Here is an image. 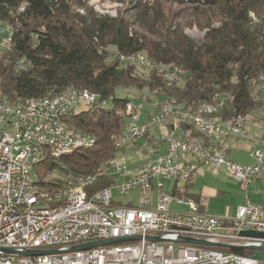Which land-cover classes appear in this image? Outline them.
Returning <instances> with one entry per match:
<instances>
[{"label":"built area","instance_id":"1","mask_svg":"<svg viewBox=\"0 0 264 264\" xmlns=\"http://www.w3.org/2000/svg\"><path fill=\"white\" fill-rule=\"evenodd\" d=\"M13 33L11 24L0 23V49L13 47ZM18 62L23 68L25 58ZM140 62L147 59L139 58ZM155 66L156 63H149V67ZM168 79L178 80V70L168 74ZM254 88L264 94L262 88ZM108 101L97 92L72 85L43 97L11 100L0 94V248L62 250L36 256L0 251V264H264L254 254L222 249L233 248L176 240L182 234L231 245L260 243L264 238L241 232L264 233L263 204L248 199L238 206L233 218L219 217L202 211L198 201L187 194L185 185H175L171 191L164 183L172 180L187 184L193 173L205 166L215 172L225 167L244 190L251 181L264 178V138L250 152L254 163L227 159L234 133H248L245 115L249 113H237L226 126L191 118L208 124L217 136L216 144H200L188 142L181 132L170 131V127L159 122L161 112H148L145 123L154 122V130H158L150 135L166 142V152L136 170L127 163L115 162L118 173L112 174L109 185L99 186L101 180L86 184L85 174L66 173L58 186L40 187L34 170L37 164L48 157L58 158L83 149L82 131L69 122L79 113L77 106L105 108ZM226 101L219 100V106H225ZM139 109L142 101H132V110L124 108L120 117H133L134 123ZM125 136L121 135L122 140L113 137L114 146L122 145ZM188 157L194 161H187ZM56 171L54 168L51 173ZM133 190H138L135 203L122 204L115 199L117 192L123 195ZM173 202L186 209L172 210ZM128 235L142 238L64 250ZM146 235H159L164 240L150 241ZM168 241V246L161 244Z\"/></svg>","mask_w":264,"mask_h":264},{"label":"trees","instance_id":"2","mask_svg":"<svg viewBox=\"0 0 264 264\" xmlns=\"http://www.w3.org/2000/svg\"><path fill=\"white\" fill-rule=\"evenodd\" d=\"M128 1L131 5L126 13L135 17L132 20L120 13L101 14L87 6L86 0H0V23L11 24L14 31L13 47L0 49L1 95L11 100L43 97L72 85L113 99L109 107L85 108L69 118L76 129L94 135L96 143L37 164L42 188L56 187L62 181L46 180L54 168L65 174H86L117 157L113 137L115 140L124 130L126 121L120 112L131 102L129 97H117L119 89H147L159 101L176 98L184 107H194L222 93L227 98L221 114L224 119L249 113L245 117L250 120L253 112H264V94L254 88L264 83V0ZM165 3L192 8L197 24L207 29L202 42L193 40L180 23L170 20ZM204 15L206 20H200ZM135 51H142L159 66L182 68L184 84L169 87L157 71L145 77L135 64L120 61L121 53L125 56ZM23 58L25 65L20 68L18 61ZM148 100L151 102L150 96ZM110 183L105 178L99 186Z\"/></svg>","mask_w":264,"mask_h":264},{"label":"rangeland","instance_id":"3","mask_svg":"<svg viewBox=\"0 0 264 264\" xmlns=\"http://www.w3.org/2000/svg\"><path fill=\"white\" fill-rule=\"evenodd\" d=\"M86 3H87V6H90L91 8L93 7L97 12H99L101 14L107 13L111 16H117L120 13L124 17L128 18L129 20H132L135 18L133 16L131 17V15L126 13V9L129 8V6L131 5V4H129L130 2L128 0H126L125 2H122V1L114 2L112 0H86ZM164 7H165L164 9H165L166 15H168V17L170 18L171 21L173 19L174 22L180 23L185 30V34L190 36L193 40L197 41L198 43L203 41L207 29L200 27V25L197 24V22H198V21L196 22L197 14L194 15V12L189 5H186V4L180 5V4H176V3H171V4L165 3ZM211 13H212V11H211ZM213 15H214L216 20L220 19L219 17L215 16V14H213ZM202 17H204V18H202ZM202 17L200 20L205 21L206 20L205 15ZM215 24H218V22L216 21ZM162 28H164V27H161V28L159 27L158 29L162 30ZM139 30L144 32V33L148 32L151 34V32L145 30L144 28H139ZM153 36H155V35H153ZM135 52H142V51H135ZM121 54H123V53H121ZM129 54H133V53H129ZM120 55H119L120 61H122L121 60L122 56H120ZM128 62H126V63H128ZM131 63H133V62H129V64H131ZM133 65H134V63H133ZM136 70H138V73L143 74L145 77H148L146 74H148L149 72L156 71V70H148L147 71L145 69H141L137 65H136ZM116 95H117V97H121V98L122 97H129L131 99L129 101H135V102L136 101H138V102L142 101L144 103L145 111H148L150 113L155 111L154 106L156 107L157 104L162 102V101H159L158 96H156L155 94H152L149 90L139 89L138 87L119 89V90H117ZM149 96L151 98V102L148 100ZM171 99H174V98H171ZM203 102H207V101H203ZM112 103H113V99H109L107 107H109V105H112ZM85 108H87L85 104L78 105L76 110H77V112H80ZM258 114L259 113H256L253 115L256 117V115H258ZM148 115L149 114L146 112V116H148ZM173 121H176V120H173ZM168 127H170V126H168ZM171 127H172V125H171ZM196 127L197 126H194L195 130L198 131L200 128L198 129ZM153 131L154 130H150L148 133L152 134ZM261 131H263V129H261ZM184 134H188V133H184ZM146 136L148 137V135H146ZM197 138H200V137H197ZM262 138H264V131H263V137ZM115 148L117 149V147H115ZM125 148H127V147H125ZM125 148L123 149L124 151L122 149L121 150L117 149V150H119V152H118L117 157L115 158L116 162L127 163L125 158L127 156H132V155L136 154V152H137V150L134 149L133 147L127 148V149H125ZM227 159H229V158L227 157ZM110 164H111V162L106 164L108 166L107 168H109L112 165V164L111 165ZM102 165H105V164H102ZM34 170L36 173L41 172V167L39 165H36L34 167ZM97 170H95V171H97ZM132 170H136V169H132ZM194 173H195V181L193 183L194 188H192V189L200 190L201 200L203 201V204L206 208V212L211 213V214L216 215V216H219V217L223 216V217H227V218H233L236 215V210H237L238 206L243 205L244 202L246 203V199H247L246 197H247V194H249L250 190L247 191L246 189L245 190L242 189L241 185H239V182L235 178L231 177L226 172L225 167H221L220 171H218V173H217L213 169H209L208 166H205L203 172L201 171V169H199V170L195 171ZM64 174H65L64 172H61L59 170H57L56 172H53V173H51V171H50L48 174H46L45 178H46V180H54L55 178L63 177ZM104 175L102 176L103 178H102L101 182L104 181L105 178L109 179L111 182L112 178L104 176ZM173 182L174 181H171V180L164 181L166 188L169 190L172 189L171 187L173 186ZM137 195H138V190H133V191H130V192L123 194V195L119 194L117 192L115 199L117 201H120V203H122V204H127L129 201H133L135 203L137 200ZM171 209L180 211V210H185L186 207H185V205H182V204L178 205L175 202H173L171 204ZM161 244L168 246L169 241L168 242H162ZM223 250L227 251L226 248H223ZM255 256L260 261H264V256L259 255L258 252H256Z\"/></svg>","mask_w":264,"mask_h":264},{"label":"bare ground","instance_id":"4","mask_svg":"<svg viewBox=\"0 0 264 264\" xmlns=\"http://www.w3.org/2000/svg\"><path fill=\"white\" fill-rule=\"evenodd\" d=\"M139 58H146L147 62H140L139 63ZM122 59L125 60L126 62H133V63H138L145 69H151V70H156L158 73H165L161 74L164 81L167 83L169 87H174L176 84H179L182 81L183 75H185V71L180 68L177 65L174 66H159L156 64L155 67H149V63H154L150 58L146 57L143 55L141 52H136L132 55H125L122 56ZM174 69L178 70V80L170 81L168 79V74H172V71ZM258 88H262L264 91V83H259ZM227 98L225 97L224 94L222 93H216L215 96L207 102H202L196 106H189V107H184L180 103L177 102L176 99H165L162 100L161 103L157 104L154 112H161L159 113V122L162 124L164 123L165 126H170L172 124L171 120H178L180 122H183L188 124V125H193L197 126L196 128H200L199 130L205 134V137L203 138H197V136L190 134H182V137H185V139L190 142V141H198L200 144H216L217 143V136L216 134L212 131L210 127H208V124L206 123H200L199 121L195 120H205L206 122H213V123H219V126H226V122H229L232 120L231 116L229 119H224L221 116L222 111L224 110L225 106H219V100H226ZM168 102H167V101ZM125 110H132V101L128 103L127 107ZM178 110V111H176ZM146 112L144 109V103L142 102V109H139V112H137V115L135 116L134 123H133V117H126L125 118V128L124 130L115 136V140H122L121 135L126 134L124 137V143L122 145H117V149L123 150L125 147H129L130 145L140 143L141 140L145 139L148 135V132L150 130H154V122L150 123H145L147 116ZM194 118V119H191ZM246 118V117H245ZM250 120L246 118V122H249ZM195 124V125H194ZM259 124L261 126V129L264 131V120L259 119ZM199 126V127H198ZM137 132H142L143 134H139L136 136L134 134ZM248 133L245 131L243 132H236L234 133V138H239L241 139L243 136H247ZM204 136V135H203ZM82 138H83V148L88 147V146H93L96 143V138L92 134L82 132ZM158 141V138H155ZM238 139V140H239ZM261 143V140L260 142ZM142 146V149L146 147L145 143H140ZM116 160L111 161V166L107 168L108 166L106 165H101L97 171L87 173L85 175L86 178V184L92 183V181H99L102 180V176H107L111 177L112 174H117L118 173V165L115 163Z\"/></svg>","mask_w":264,"mask_h":264},{"label":"crops","instance_id":"5","mask_svg":"<svg viewBox=\"0 0 264 264\" xmlns=\"http://www.w3.org/2000/svg\"><path fill=\"white\" fill-rule=\"evenodd\" d=\"M256 113H259V114L256 115L255 117L253 114H256ZM252 115H253L252 119H250V121L247 123V131H248L247 136L245 137L243 136L241 139L238 138L239 140L237 138H231L229 141L230 148H229L227 157L229 159H234L243 164L244 163H248V164L254 163V159L250 156V152L261 145L259 142L261 138L263 137V131H261L259 119L264 117V112L261 113V112L255 111L252 113ZM171 125H170V131H176V132H181V133L183 132V133H188V134L191 133L200 138L205 137L204 133H203L204 134L203 136L202 132L199 133L200 132L199 130L197 131L195 130L194 127H189V125H187L184 122H180L176 120V121H173ZM155 132H158V130L153 131V133ZM140 143H145L146 147L144 149H140ZM140 143L133 144L127 147V148L133 147L134 149L137 150L136 154L132 156H127L125 158L126 162L129 164L130 168L132 169H138V167H140L147 161L158 156L159 154H163L164 152L168 150L167 144L165 141L164 142L157 141L155 137L151 136L149 133H148V137L141 140ZM187 161L191 162L194 160L192 157H188ZM199 169H201L202 172L204 171V167H201ZM218 171H220V169ZM193 177H192L191 182L188 184H185L182 181H179V182L174 181L173 186L171 187L172 189L170 190L171 191L174 190L175 185L177 186L185 185V187L187 188V194L191 196L192 198L194 197V199L196 198L195 200L198 201L200 205V209L206 212V208L203 204V201L201 200L200 190L192 189L194 188L193 183L195 181V173H193ZM248 190L250 191H249V194H247L246 201L250 199L251 201L255 203H261L264 205V178L259 179L258 181H251L250 186L248 187L247 191ZM255 251L258 252L259 255L264 256V249L255 250Z\"/></svg>","mask_w":264,"mask_h":264},{"label":"water","instance_id":"6","mask_svg":"<svg viewBox=\"0 0 264 264\" xmlns=\"http://www.w3.org/2000/svg\"><path fill=\"white\" fill-rule=\"evenodd\" d=\"M243 235H250L253 237H258V238H264V233L263 232H257L254 230H247L241 232ZM142 235H128L124 237H115V238H109V239H102L101 241H92L89 243H82V244H77L75 246H71L68 249L64 250H77V249H89L92 247H99L102 245H113L115 243H124L128 241H134V240H141ZM145 239L150 240V241H163L164 239L159 236H151V235H146ZM176 240L178 241H184L187 243H192V244H201V245H211V246H216V247H229V248H244V249H253V250H261L264 249V241H261L260 243H249L248 245H231L227 244L224 242H214L211 240H206V239H201L197 237H189V236H184V235H178L176 237ZM0 251L8 252V253H16V254H22L26 256H36V255H42V254H48V253H54V252H61V249H14V248H0Z\"/></svg>","mask_w":264,"mask_h":264}]
</instances>
